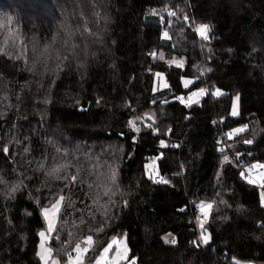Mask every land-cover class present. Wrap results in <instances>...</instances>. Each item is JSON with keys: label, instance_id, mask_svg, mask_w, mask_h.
Here are the masks:
<instances>
[{"label": "trees", "instance_id": "1", "mask_svg": "<svg viewBox=\"0 0 264 264\" xmlns=\"http://www.w3.org/2000/svg\"><path fill=\"white\" fill-rule=\"evenodd\" d=\"M153 9L161 25L146 22ZM140 119L151 127L135 132ZM223 132L232 156L264 169V0H0V264H40V211L61 196L59 264L89 236L83 264L122 237L137 264L264 263L260 193L223 162ZM151 159L166 182L152 183Z\"/></svg>", "mask_w": 264, "mask_h": 264}, {"label": "rangeland", "instance_id": "2", "mask_svg": "<svg viewBox=\"0 0 264 264\" xmlns=\"http://www.w3.org/2000/svg\"><path fill=\"white\" fill-rule=\"evenodd\" d=\"M159 14L163 15L162 13H159L156 9H153L152 11H150L147 14V16H146V22L148 24H151V25H161V17L159 16ZM164 33H162V36L164 35ZM171 63L175 64V66H178V67L183 68V61L180 60V59L174 58L171 61ZM44 67L48 68L49 73H51V70H50V68L48 66H45V64H44ZM182 82L185 83V86H186L185 88H188L187 85L190 83V80H187V79L185 80L184 79V80H182ZM157 85H158L159 88H157ZM165 85L166 84L164 83L163 76L158 75V76H156V84H154L153 91L154 92H159L162 89H165L166 88ZM196 93H197V95H194V94L190 95L191 97L189 98V100H190V102L193 101L194 102L193 104L198 105L199 104V101H197V100L199 98H201V95L202 94H199L200 91L199 92H196ZM237 97H238V95H235L231 99L230 117H232V118H236L239 115V111H240L239 97H238V100L236 99ZM234 101H235V110H236V113H237L236 115H233L232 114L233 113V107H234ZM141 120L142 119L137 120V121L130 120V122H132L131 123V127H132V129L135 132H139V128H140L139 125H138L139 122L147 130H148V128L151 127V122H146V121H141ZM237 129H244V130L238 132V131H236ZM237 129H235L233 132L234 133H241V132H244V131H247L248 130L246 127L237 128ZM258 132H259V128H256V130H253L252 135H249L248 139L250 141H253L254 139H256V137L258 136ZM160 145L161 146H164L165 144L160 143ZM145 165L148 166L146 168V170H148L147 174H150L151 177H154V176L157 175L156 159L149 160L148 162H146ZM249 167H252V169L250 170L252 178L254 180H256V181L264 182V169H263V167L262 166H258V165H253V166H248L247 165V168H249ZM252 184H254V183L252 182ZM263 186H264V184H263ZM261 203H262V205L264 207V201H262ZM51 206L46 207V208H51ZM60 206H61V204H60ZM43 209H45V208H43ZM40 213H41L42 219L44 220V223H45L44 229H42L40 232H42V231L45 232V238L43 239L44 247L41 248L42 238L39 235V242H38V245H37L36 254L37 253H41L44 256V260H41L40 256H38V254H37V257L39 259L40 264H53V261H56L59 264L58 259L52 258L51 254H49L48 251H47L49 249L48 248L49 238L51 237V234H52L53 231L50 234L48 233V231H47V223L48 222L44 218V215L42 213V210L40 211ZM58 213L55 215V217H51V213H50V217L53 219L54 227H55L56 222H57ZM170 239H171L170 236H165L164 237V241L166 243H169L170 242ZM113 240L115 241V243H117V242H119V243L116 245V250L114 251V254L112 255V258H111V261L112 262H111V264H127L128 260H129V249H128V246H127V242H126L125 237L115 238ZM111 242H112V240L109 243H111ZM91 246H92V244L89 245L86 242H84L80 246L81 247V252L80 253H77L76 251H74L75 254H76V256L79 255L80 258H81L80 261H79V264H83L84 263L85 256H86L87 252L90 250ZM84 248H88L89 250L87 252H84L83 251ZM124 254H125V258H123V260H122L121 257ZM237 263H240V262H237ZM68 264H70V261L69 260H68ZM71 264H77L76 259H72ZM256 264H264V263H256Z\"/></svg>", "mask_w": 264, "mask_h": 264}, {"label": "snow or ice", "instance_id": "3", "mask_svg": "<svg viewBox=\"0 0 264 264\" xmlns=\"http://www.w3.org/2000/svg\"><path fill=\"white\" fill-rule=\"evenodd\" d=\"M169 15H175V13L174 12H171V13H169ZM185 20H187V17H185ZM85 31H89L87 28H85ZM196 31H197V33L199 34V36L202 38V39H208V35H207V33H208V31H209V28H208V26L207 25H200L197 29H196ZM165 36H167V33H165ZM71 37V30H69V38ZM55 37H53V43L55 42ZM51 46L49 45V46H46L44 49H43V51L40 53V57H42L43 59H42V62L45 64V66H47V62H48V59H50L51 58V56L50 55H45V54H47V53H49V48H50ZM65 59H66V57H64ZM56 59H61V57L59 56V53H57V55H56ZM59 66V65H58ZM203 92H204V90L203 89H201L200 90V93L199 94H203ZM221 93H220V91L219 90H217V92L215 93V95H220ZM194 95H197V93H194ZM237 100H238V97L236 98ZM233 115H236L237 113H236V110H235V101H234V107H233V113H232ZM132 122H130V124H131ZM244 129H237L236 131H243ZM247 143H251V141H246ZM5 152H7V149H5ZM225 160H227V157H225ZM148 166H146V168H147ZM53 171V173H55V172H57V171H59V169H53L52 170ZM50 174H52V173H50ZM242 175H244V173H242ZM114 174H113V180H114ZM73 180H75V177H73L72 178ZM161 182H166V181H161ZM253 181H249V183H252ZM105 194H107V193H105ZM64 200V197L63 196H61V197H59V199L56 201V203H54L52 206H51V208H45V209H42V213H43V215H44V218L47 220V231H48V233L50 234L53 230H54V223H53V219L51 218V217H55V215L59 212V210H60V204H61V202ZM262 201H264V197H262ZM212 208V205L211 204H206V205H204V204H202V205H200V212L204 215V219H206L207 218V212L205 211L206 209H211ZM50 213H51V217H50ZM198 219H200V217H198ZM200 226H201V228H203V221H201V224H200ZM39 235H40V237L42 238V243H41V248H43L44 247V244H43V239L45 238V232H40L39 233ZM202 240H203V242L204 243H207V240H208V237L206 236V235H204L203 233H202ZM87 244H89V245H91L92 244V237L91 236H89V237H87L86 238V241H85ZM173 243H175V241L173 240L172 241ZM111 248V245H109L108 247H105L104 249H103V253H107L108 251H109V249ZM89 249L88 248H84L83 249V251L84 252H87ZM48 251V253L50 254L51 253V249H48L47 250ZM74 251H76L77 253H80L81 252V247H80V245L79 244H77L76 245V248L74 249ZM102 253V254H103ZM38 254V256H40V258H41V260H44V256L41 254V253H37ZM121 258H123V257H121ZM80 256L78 255L77 257H76V261H77V264H79V261H80ZM69 261H70V264H71V262H72V257H69ZM53 264H58V262H56V261H53ZM97 264H100V262H99V260L97 261ZM133 264H134V261H133Z\"/></svg>", "mask_w": 264, "mask_h": 264}, {"label": "built area", "instance_id": "4", "mask_svg": "<svg viewBox=\"0 0 264 264\" xmlns=\"http://www.w3.org/2000/svg\"><path fill=\"white\" fill-rule=\"evenodd\" d=\"M193 31H194V29H193ZM205 78H206V73L204 72V70H202V72L198 76V79L205 80ZM203 90H204L203 94H205V92H208V88L207 87L204 88ZM209 96H210V93H209ZM217 100H218V98H217ZM182 104L185 105L186 107L189 106L190 105L189 98L185 99ZM212 123L213 124H216V125H221L222 124L221 121H218V120H213ZM168 134H169V131L167 130L166 131V135H168ZM229 134L231 135L232 133H229ZM152 135L155 136L156 133L153 131L152 132ZM221 138H222L221 139V142L224 145V149H226L225 152L229 155V158L227 157V160H225V158H224L223 159V162H226V161L231 160L236 165V167L239 169L241 175H242V173H244V175H242V177L245 180H247V181H250V180L253 181V183L258 188V191L260 193V197H261V200H262V197H264V186H263L264 182H260V181L254 180L252 178L251 172H250V170L252 169V167L247 168V166L244 165V162L241 159H238V158H236V157H234V156H232L230 154L229 145L227 143L228 134H226V133L223 132L222 135H221ZM151 181H152L153 184H161V183H164V182H161V181H164V179L162 177H159V176L152 178ZM193 213H194V216L192 217L191 222H192L193 225H197V222L198 221H201L203 218H202V215L200 214L199 211H195ZM198 217H200V219H198ZM195 230H197V229L195 228ZM198 242H200L199 239H198ZM76 257L77 256L74 253L72 255V259H76Z\"/></svg>", "mask_w": 264, "mask_h": 264}, {"label": "crops", "instance_id": "5", "mask_svg": "<svg viewBox=\"0 0 264 264\" xmlns=\"http://www.w3.org/2000/svg\"><path fill=\"white\" fill-rule=\"evenodd\" d=\"M118 243L119 242L115 243V241L112 239V242L108 243V245L106 246V247H108L109 245H111V248L109 249V251L107 253H103V250H102V252L98 256V258L94 264H97L98 260H99L100 264H111V262H112L111 258H112V255L114 254V251L116 250V245ZM122 257L125 258V254ZM123 258H122V260H123ZM233 264H256V263H237V262H234Z\"/></svg>", "mask_w": 264, "mask_h": 264}, {"label": "water", "instance_id": "6", "mask_svg": "<svg viewBox=\"0 0 264 264\" xmlns=\"http://www.w3.org/2000/svg\"><path fill=\"white\" fill-rule=\"evenodd\" d=\"M80 111H82L81 109H79ZM122 138V136H119ZM128 157H130V155H128ZM68 257L70 256V253H68L67 255ZM133 261H134V264H137V258L136 257H132L131 259L128 260L127 264H133Z\"/></svg>", "mask_w": 264, "mask_h": 264}]
</instances>
